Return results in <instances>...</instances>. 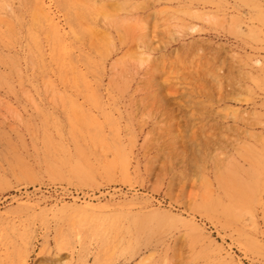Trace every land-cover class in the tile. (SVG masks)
Segmentation results:
<instances>
[{
  "label": "rangeland",
  "instance_id": "1",
  "mask_svg": "<svg viewBox=\"0 0 264 264\" xmlns=\"http://www.w3.org/2000/svg\"><path fill=\"white\" fill-rule=\"evenodd\" d=\"M0 264H264V0H0Z\"/></svg>",
  "mask_w": 264,
  "mask_h": 264
},
{
  "label": "bare ground",
  "instance_id": "2",
  "mask_svg": "<svg viewBox=\"0 0 264 264\" xmlns=\"http://www.w3.org/2000/svg\"><path fill=\"white\" fill-rule=\"evenodd\" d=\"M255 62H256V64H260L261 63L259 59H256Z\"/></svg>",
  "mask_w": 264,
  "mask_h": 264
}]
</instances>
